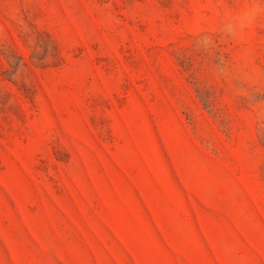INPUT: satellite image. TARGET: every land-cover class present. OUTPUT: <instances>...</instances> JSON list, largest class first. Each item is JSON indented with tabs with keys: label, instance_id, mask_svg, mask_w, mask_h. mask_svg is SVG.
I'll use <instances>...</instances> for the list:
<instances>
[{
	"label": "rangeland",
	"instance_id": "obj_1",
	"mask_svg": "<svg viewBox=\"0 0 264 264\" xmlns=\"http://www.w3.org/2000/svg\"><path fill=\"white\" fill-rule=\"evenodd\" d=\"M258 0H0V264H264Z\"/></svg>",
	"mask_w": 264,
	"mask_h": 264
},
{
	"label": "clouds",
	"instance_id": "obj_2",
	"mask_svg": "<svg viewBox=\"0 0 264 264\" xmlns=\"http://www.w3.org/2000/svg\"><path fill=\"white\" fill-rule=\"evenodd\" d=\"M264 11V0H258V3L250 6L239 16H227L221 25V31L227 38L237 37L240 32L251 25L255 18Z\"/></svg>",
	"mask_w": 264,
	"mask_h": 264
}]
</instances>
